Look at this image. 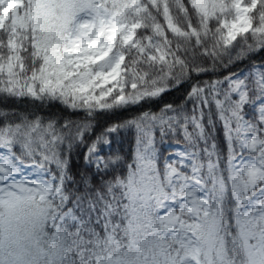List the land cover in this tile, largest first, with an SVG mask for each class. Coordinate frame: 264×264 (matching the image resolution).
<instances>
[{
	"label": "snow or ice",
	"instance_id": "snow-or-ice-1",
	"mask_svg": "<svg viewBox=\"0 0 264 264\" xmlns=\"http://www.w3.org/2000/svg\"><path fill=\"white\" fill-rule=\"evenodd\" d=\"M260 52L264 0H0V264H264Z\"/></svg>",
	"mask_w": 264,
	"mask_h": 264
},
{
	"label": "trees",
	"instance_id": "trees-1",
	"mask_svg": "<svg viewBox=\"0 0 264 264\" xmlns=\"http://www.w3.org/2000/svg\"><path fill=\"white\" fill-rule=\"evenodd\" d=\"M255 61L256 63L264 62V52L257 53L255 56L251 57L248 60H245L243 63L238 65L237 69L234 70H246L248 69L252 62ZM208 77L205 76L203 79H207ZM186 95L185 89L181 88L179 91L173 90L172 92L168 93L163 97V99L160 101L161 104L163 103H171V102H181L182 98ZM4 106L2 103H0V107ZM151 106L153 109L157 107L155 103L149 102L148 104H145L144 107L147 108ZM8 107H19L22 110L27 111H38L39 113L47 116V115H53L56 118L60 119H69L74 121H81L84 119L85 114L82 111L78 112H72L71 110L65 109L60 104H52L48 105L45 104L43 106H40L39 104H32L28 101H9ZM135 110H129V111H106L99 113L93 123L97 124L100 128H103L109 123H113L120 120H125L133 115H135ZM219 139L218 143L223 146V132L222 130L219 132ZM115 143L113 144V147L117 150H122L124 153H130V151L133 148L132 144V137L128 135L127 133H124L122 135H118L115 138ZM122 141V143H121ZM175 143V142H173ZM181 144H183V141H180ZM226 151V149H225ZM83 161L79 158H75L74 162V168L80 167L82 165Z\"/></svg>",
	"mask_w": 264,
	"mask_h": 264
},
{
	"label": "rangeland",
	"instance_id": "rangeland-1",
	"mask_svg": "<svg viewBox=\"0 0 264 264\" xmlns=\"http://www.w3.org/2000/svg\"><path fill=\"white\" fill-rule=\"evenodd\" d=\"M169 147L175 148L176 147V144L173 143V144L169 145Z\"/></svg>",
	"mask_w": 264,
	"mask_h": 264
}]
</instances>
